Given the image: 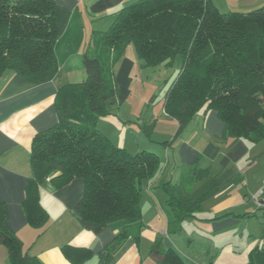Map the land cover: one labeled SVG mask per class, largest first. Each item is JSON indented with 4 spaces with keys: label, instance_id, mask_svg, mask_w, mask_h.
I'll use <instances>...</instances> for the list:
<instances>
[{
    "label": "trees",
    "instance_id": "obj_1",
    "mask_svg": "<svg viewBox=\"0 0 264 264\" xmlns=\"http://www.w3.org/2000/svg\"><path fill=\"white\" fill-rule=\"evenodd\" d=\"M57 14L55 0H0V79L7 73L35 84L54 79ZM131 45L144 68L183 60L164 101L166 116L178 122L179 132L199 113L214 110L225 125L226 140H264V6L222 13L210 0H141L120 10L108 31L92 36L84 57L86 79L59 90L57 125L33 141L25 202L29 223L45 225L40 188L48 180L62 189L80 179L84 191L75 214L83 227L99 234L111 224L121 225L99 264H112L129 238L139 241L133 230L143 227L144 185L159 181L164 170L158 154H131L98 128L116 109L117 66ZM242 180L235 169L213 173L198 162L187 166L178 183L161 179L158 187L168 197V232L179 233L208 200L223 197ZM6 219L0 200V244L7 247L10 264H43L25 253ZM65 251L76 264L91 255L85 249ZM152 254L161 257L159 264H184L160 239ZM250 264H264V248L251 253Z\"/></svg>",
    "mask_w": 264,
    "mask_h": 264
},
{
    "label": "crops",
    "instance_id": "obj_2",
    "mask_svg": "<svg viewBox=\"0 0 264 264\" xmlns=\"http://www.w3.org/2000/svg\"><path fill=\"white\" fill-rule=\"evenodd\" d=\"M140 1L55 0L59 28L55 45L57 75L43 84L15 73L0 79V200L6 206L7 226L22 242L25 253L43 264H76L67 257V248L90 251L89 259L79 264H99V255L120 232L121 225L116 223L99 234L83 227L75 214L84 191L80 179L62 189H56L48 180L40 188V205L48 216L45 225L29 223L25 202L33 174V141L57 125L59 90L86 79L84 57L93 34L108 31L120 10ZM210 1L222 13H248L264 6V0ZM129 47L117 66L120 94L116 109L99 121L98 128L131 154L157 141L161 152L164 145L165 160L159 155L164 168L159 181L144 185L143 227L133 230L140 236L139 241L129 238L112 264H159L161 257L152 254L159 239L184 264H250L251 253L264 248V176L247 179V173L257 169L249 152L254 144L241 139L226 140L225 125L214 110L199 113L179 132L178 122L166 116L164 104L159 113L148 101L138 102L136 109L130 102L133 76L146 68L135 48L132 51ZM141 108L147 109L144 114ZM125 131L130 133L125 135ZM196 162L213 173L235 169L243 180L230 186L223 197L208 200L201 213L183 222L179 233L170 234L165 204L168 197L158 186L161 179L178 183L187 166ZM253 162L254 168L250 166ZM0 264H10L3 244Z\"/></svg>",
    "mask_w": 264,
    "mask_h": 264
},
{
    "label": "rangeland",
    "instance_id": "obj_3",
    "mask_svg": "<svg viewBox=\"0 0 264 264\" xmlns=\"http://www.w3.org/2000/svg\"><path fill=\"white\" fill-rule=\"evenodd\" d=\"M128 50L133 51L134 47L131 45ZM182 65H183L182 59L178 57L177 59L174 60L172 65L168 67L146 68L145 71H140V72L138 71L139 74L137 76H133L134 78L133 93L132 96L130 97V102L132 101L131 103H133L137 109L138 102L144 104L145 101H148L147 103H151V105L153 106V110L157 108L159 113L160 110L163 108L166 93L169 90L173 81L179 75L182 69ZM146 110L147 109L144 108L141 111V113L144 114ZM128 133L130 132L125 131V135H128ZM155 142L156 143L150 142V145L146 147L141 146L140 148L141 151L145 149L147 151L154 152L160 155L163 160H165V156H163L162 153L164 152V145H161L162 148V152H161L159 150L160 146H158V142L157 141ZM138 143L142 145L141 142ZM249 152H250V158L253 159L252 161L255 160L257 162V169L255 170L254 173H247V179L251 180L264 176V140H262L257 144L250 145ZM165 204L167 206L166 201Z\"/></svg>",
    "mask_w": 264,
    "mask_h": 264
}]
</instances>
